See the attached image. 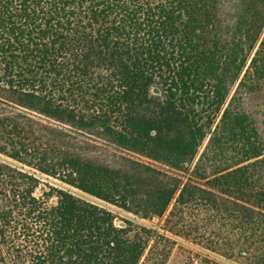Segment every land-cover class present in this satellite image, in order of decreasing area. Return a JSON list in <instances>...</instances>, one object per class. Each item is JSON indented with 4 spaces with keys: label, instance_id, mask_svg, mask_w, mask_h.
<instances>
[{
    "label": "trees",
    "instance_id": "1",
    "mask_svg": "<svg viewBox=\"0 0 264 264\" xmlns=\"http://www.w3.org/2000/svg\"><path fill=\"white\" fill-rule=\"evenodd\" d=\"M173 251L264 264V0H0V264Z\"/></svg>",
    "mask_w": 264,
    "mask_h": 264
},
{
    "label": "rangeland",
    "instance_id": "2",
    "mask_svg": "<svg viewBox=\"0 0 264 264\" xmlns=\"http://www.w3.org/2000/svg\"><path fill=\"white\" fill-rule=\"evenodd\" d=\"M112 209L117 212V217L114 220V223L117 226H121L123 224L122 219L131 216L130 214H127V213H125V212H123L117 208L112 207ZM136 220L140 224L145 225L147 227H153L155 225V222H156V220H151V219L136 218ZM200 256H202V255L196 256L195 253L188 254L186 252L180 253L178 251H173L172 255L170 256V258L166 262V264H187L186 261H188L189 259L193 260L192 264H202V263L198 262L199 261L198 257H200ZM209 256L212 258H216V256H214L212 254H209ZM223 264H234V263L223 260Z\"/></svg>",
    "mask_w": 264,
    "mask_h": 264
}]
</instances>
